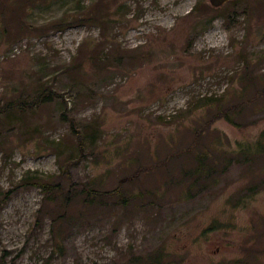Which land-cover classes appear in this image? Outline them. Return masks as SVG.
Masks as SVG:
<instances>
[{"label":"rangeland","instance_id":"obj_1","mask_svg":"<svg viewBox=\"0 0 264 264\" xmlns=\"http://www.w3.org/2000/svg\"><path fill=\"white\" fill-rule=\"evenodd\" d=\"M30 1L0 0V106H31L0 126V264H264V0Z\"/></svg>","mask_w":264,"mask_h":264},{"label":"trees","instance_id":"obj_2","mask_svg":"<svg viewBox=\"0 0 264 264\" xmlns=\"http://www.w3.org/2000/svg\"><path fill=\"white\" fill-rule=\"evenodd\" d=\"M32 2V0L30 1ZM91 14L88 12L87 14L84 13L82 15H79V19H88L87 21H94V22H99L102 19L100 18V16H98L96 14V17H90ZM89 17V18H88ZM106 56L104 55L103 58H105ZM89 62L93 63L94 59L92 57L88 58ZM36 95L34 96V99H39L41 96V90L35 92ZM25 93L21 92L20 95L16 98L15 102H11L6 104L4 107L0 106V126H4L6 125L7 127H10L11 129L13 128V126L22 118L24 119L26 117L27 112L31 109V106H27L26 104H24V97ZM220 117H222L226 122H228L229 124L235 126L237 125L236 122L233 120V117L229 116L226 112H222V114H218ZM79 136V134H78ZM78 145H81V139L78 138ZM251 150H242L241 154L242 156L245 157H249L251 156ZM253 152H255V150H253ZM194 162H195V166L190 169L188 172H190L189 176L191 177V179L193 180V185L195 187L199 186V180H201L203 177L209 175V171H211V167L209 165H211V161H209L208 157L206 154L200 153L197 154L194 157ZM65 166V176H68V164H66V162L63 164ZM62 168V167H61ZM139 173L137 172L135 176H137ZM187 175V174H186ZM133 176V178L135 177ZM30 177H32L31 179H27L28 176H26V179L24 180L25 183H29L30 181L31 184L30 185H34L38 188L41 189L42 193L46 195V197L48 198V200L52 203H55L56 201L62 199V200H66L69 198L68 194L63 197L61 196V186H60V182L59 180L54 181L51 180L49 177L47 176H42L38 173H31ZM202 177V178H201ZM201 178V179H200ZM22 181V179H21ZM86 191L90 196H92L93 198H96L95 196H93L92 191L91 190H84ZM96 195L100 198H110V197H120L122 200L123 197L120 194V191H112V192H100V193H96ZM87 200H85L86 202L89 201V197H86ZM66 202V201H65ZM63 203V201H62ZM162 259V257L160 255H157L156 258H154L152 260L151 264H167V263H162L160 260ZM150 263V262H149Z\"/></svg>","mask_w":264,"mask_h":264},{"label":"water","instance_id":"obj_3","mask_svg":"<svg viewBox=\"0 0 264 264\" xmlns=\"http://www.w3.org/2000/svg\"><path fill=\"white\" fill-rule=\"evenodd\" d=\"M235 0H208L211 7L217 9L225 5L226 3L233 2Z\"/></svg>","mask_w":264,"mask_h":264}]
</instances>
